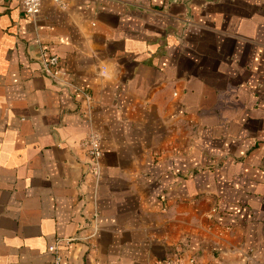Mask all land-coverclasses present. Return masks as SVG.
Returning a JSON list of instances; mask_svg holds the SVG:
<instances>
[{
	"label": "crops",
	"instance_id": "crops-1",
	"mask_svg": "<svg viewBox=\"0 0 264 264\" xmlns=\"http://www.w3.org/2000/svg\"><path fill=\"white\" fill-rule=\"evenodd\" d=\"M56 239L62 264H264V0H0V264Z\"/></svg>",
	"mask_w": 264,
	"mask_h": 264
},
{
	"label": "built area",
	"instance_id": "built-area-1",
	"mask_svg": "<svg viewBox=\"0 0 264 264\" xmlns=\"http://www.w3.org/2000/svg\"><path fill=\"white\" fill-rule=\"evenodd\" d=\"M21 10L25 17L32 20L36 19L41 11L42 0H20ZM58 5H62V0H52ZM41 71L49 78L60 81L64 72L59 67L58 57L56 55H49L45 57V51L40 52ZM85 145L88 147V156L91 172L95 175L99 173V158L101 156L100 137L96 133H89L84 139ZM61 239H56L48 245V250L53 255L52 264H62V257L59 251V243ZM153 264H197L193 257L184 258L182 255L173 253L165 258L156 260Z\"/></svg>",
	"mask_w": 264,
	"mask_h": 264
}]
</instances>
